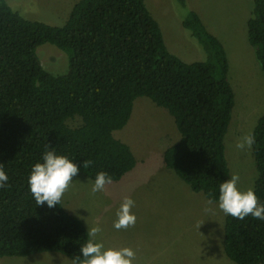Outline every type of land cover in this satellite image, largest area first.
<instances>
[{"label": "trees", "instance_id": "obj_1", "mask_svg": "<svg viewBox=\"0 0 264 264\" xmlns=\"http://www.w3.org/2000/svg\"><path fill=\"white\" fill-rule=\"evenodd\" d=\"M181 27L203 58L185 62L168 50L145 0H78L62 25L22 16L0 0V258L58 253L70 261L89 239L87 228L62 205H36L27 178L53 150L95 180H120L136 163L113 132L124 127L134 101L147 97L173 118L179 139L163 162L189 188L218 202L231 178L224 138L234 106L222 41L188 0H172ZM246 37L264 72V0H249ZM50 43L67 56V69L48 72L37 54ZM79 118L70 126L68 120ZM256 178L264 204V110L251 129ZM92 161L88 168L84 161ZM223 252L236 264H264V221L226 215Z\"/></svg>", "mask_w": 264, "mask_h": 264}, {"label": "rangeland", "instance_id": "obj_2", "mask_svg": "<svg viewBox=\"0 0 264 264\" xmlns=\"http://www.w3.org/2000/svg\"><path fill=\"white\" fill-rule=\"evenodd\" d=\"M22 16L62 25L78 0H6ZM208 27L223 43L229 62L228 79L234 91V106L224 138L230 174L240 177V190L253 189L256 178L253 153L240 151L236 142L255 125L264 110V72L246 37L249 0H188ZM158 21L168 50L185 62L203 58L195 41L181 27L172 0H145ZM42 66L52 74L64 73L67 56L50 43L37 48ZM70 126L79 118L68 120ZM135 156L132 170L106 190L91 193L93 180L84 174L73 177L62 198L66 211L85 227L99 225L96 237L107 247H129L133 264H236L223 252L224 214L218 202L209 203L202 193L193 192L163 162L167 147L179 139L171 115L147 97H138L124 127L113 132ZM134 200V227L116 230L113 222L122 199ZM0 264H72L58 253L0 258Z\"/></svg>", "mask_w": 264, "mask_h": 264}, {"label": "clouds", "instance_id": "obj_3", "mask_svg": "<svg viewBox=\"0 0 264 264\" xmlns=\"http://www.w3.org/2000/svg\"><path fill=\"white\" fill-rule=\"evenodd\" d=\"M255 135L252 131L243 135L235 147L240 151L251 150L255 144ZM43 162H36L27 178V183L36 205H44L49 208L60 205L64 194L68 191L73 177L80 169L64 155H58L53 150H46L42 157ZM92 161H84L83 167L88 168ZM239 175L233 173L231 178L225 179L219 185L218 208L226 215L243 220L251 216L257 220L264 221V204H261L255 192L249 188L240 190L237 185ZM8 176L3 167L0 166V188L8 184ZM112 183V178L106 172L100 171L96 174L94 183L91 185V193L106 190V185ZM134 200L125 196L116 211V219L113 227L116 230L134 227L136 216L131 211ZM212 203V201H209ZM102 231L97 224L87 227L89 239L81 245L80 255L72 260V264H133L135 252L129 247L105 248L102 242H97L96 237Z\"/></svg>", "mask_w": 264, "mask_h": 264}]
</instances>
